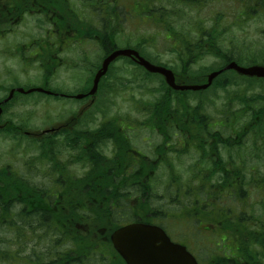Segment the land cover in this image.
<instances>
[{
	"label": "trees",
	"instance_id": "1",
	"mask_svg": "<svg viewBox=\"0 0 264 264\" xmlns=\"http://www.w3.org/2000/svg\"><path fill=\"white\" fill-rule=\"evenodd\" d=\"M162 1H173L170 5L172 8L176 4L189 6L197 16L191 25L183 27L179 22L171 21L172 8H167ZM121 2L100 0L96 7L95 0H89L83 6L85 13L83 9L74 8L70 0H0V31L3 34L13 31V27L22 23L30 11L39 10L45 14L46 20H50V28L58 26L60 34L68 40H90L101 55L95 61L83 57L82 65L87 74L78 92L88 90L100 59L118 47L122 33L120 24L127 17H149L152 24L165 34V44L168 43L166 39L175 40V44H166V47L177 54L180 68L191 66L192 70L193 65L208 57L223 61L224 65L215 70L222 69L232 61L241 66L264 65V26L260 28L261 39L248 42L243 39L239 41L240 45H233L230 39L224 37L237 30L241 32L240 36L246 38L243 33L250 29L249 23L264 25V0ZM205 8L208 13L203 11ZM54 11L59 16L55 20L56 26L52 25L51 12ZM141 38L132 47L151 63L174 72L171 66L147 55L143 49L147 38ZM223 40H228V43ZM247 44H258L260 47L254 48L255 53H251ZM36 45L48 46L51 50L37 56L42 81L46 83L56 76V70L52 68L59 43L41 44L38 40ZM24 52L19 48L15 53L22 60ZM120 60L117 58L112 62L100 79L94 104H97L99 95L113 94L119 87H127L126 81L138 75L126 77L129 74L127 66L133 65L142 71L141 81L159 79L151 98L139 101L137 112L142 118L137 120L115 113L95 126L92 124L93 115L83 114L82 131L75 128L59 139H49L45 135L43 139L31 142H27L29 138L24 135H17L12 128L0 129L1 139L18 141L19 147L25 141L27 146L24 152L34 150L28 157L31 161L27 162L30 163L22 172L10 165L0 166V264H18L21 255L22 264H123L111 246L110 233L122 222L135 219L136 214L143 220L148 219L145 215L148 213L164 219L162 208L168 206L160 201L164 192L172 189L173 185L177 190V199L174 195H165L173 207L170 208L173 211L167 214L179 216L170 218L178 228L194 224L191 216L206 215L207 222L215 224L218 231H224L220 238L213 237L215 246L206 255L205 264H264V156L260 159L259 169L256 162L246 165L247 156L258 159L259 151H263L258 146H264V77L241 75L226 69L208 86V89L219 90L225 96L223 112L226 119L219 120L217 125H223L226 129L224 124H227L229 129H234V134L225 136L213 128L214 119L205 113L200 99L196 101V98L191 97L190 100L185 97V94L198 92L175 91L165 84L160 75L148 73L128 58H122L123 66H115ZM204 82L205 78L201 83ZM227 88L233 91L228 93ZM52 98L62 99L58 96ZM135 128L147 129L161 137L160 145L154 150L159 155L157 162L160 166L169 169L165 187L161 190L148 174L149 168H153L152 163L132 142L131 132ZM180 141L185 146L180 145ZM176 143H179L178 147ZM57 144L67 148L73 145L80 152L81 156H77L76 160L80 159L83 167L81 174L72 172L58 159L62 151L56 148ZM220 144L223 150L216 152ZM247 147L253 152H247ZM179 153L186 156L191 154L196 158L190 175L191 186L190 179L176 183L179 176L174 172ZM234 157L236 159L232 160ZM45 163L51 164L48 166ZM146 168L147 171L141 172ZM32 171L41 172V177L45 179H48L45 176L48 171L52 183L46 185L43 181L32 184L27 179L28 172ZM178 200L184 205V211L175 209ZM18 201L32 204L33 209L30 208L29 212L25 209L18 211L15 205ZM112 204L115 209L113 215L110 210ZM29 239L40 245L39 252H23ZM20 244L24 245L22 253L18 247ZM10 245L18 247L14 249V254L11 253L12 249H8Z\"/></svg>",
	"mask_w": 264,
	"mask_h": 264
},
{
	"label": "rangeland",
	"instance_id": "2",
	"mask_svg": "<svg viewBox=\"0 0 264 264\" xmlns=\"http://www.w3.org/2000/svg\"><path fill=\"white\" fill-rule=\"evenodd\" d=\"M89 0H70L71 3H73L74 8L76 9H83V12L86 13V10L84 9V4L87 3ZM127 2L128 0H120ZM171 2H165L162 1L164 5H166L167 8L171 9L172 6ZM204 7V6H203ZM203 9V8H202ZM66 11L68 9L66 8ZM203 11L205 13L207 12V9L205 8ZM53 15V21L57 20L56 17L57 13L51 12ZM201 13V12H200ZM47 15L50 18V12H47ZM51 16V17H52ZM197 16L195 11H191V7L189 6H181V4H176L174 8L171 10V15L169 18L171 21L179 22L183 27H188L191 25V21ZM45 14L37 11H30L24 19L23 22L15 25L14 30L12 33H5L3 34V40H0V50L2 51V54L0 53V82L4 80L3 82H6V77L8 76L11 83L17 84L20 87L24 89L32 88V87H38L44 85L42 81V71L37 66L38 63L31 61L30 59L33 56V51L35 49L28 48L25 50L24 44L29 42L31 38L33 37H43L45 36L44 32L45 29L42 28H50V20H46ZM60 17H63L60 16ZM251 25V26H250ZM264 25L257 23H249V28L247 31L243 33V36H246V38H243L240 31L233 30L231 34L227 33L224 35L225 38L230 39L231 42L234 44L240 45L241 40H245L246 42L250 40H256L261 39V33L260 28ZM120 30L121 35L119 36L121 42H119L118 49H135L132 46H135L136 40L141 37H146V46H143L144 51L151 56V58H154L158 60L161 63H165L172 68H174V81L176 84L179 85H187V84H202L201 81L204 80L206 82V77L209 73H211L213 70L217 69L218 67H221L223 64V61L215 58V57H208L204 58L202 61L197 62L195 65H193L192 70L191 66L188 68H180L177 65V54L175 52H171L169 49H167L166 44H169V46L172 44H175V40H169L166 39L165 41L168 43L163 42V36L165 34L162 33V31L159 30L158 27H156L154 24H152V20L149 19V17H127L125 21H122L120 24ZM51 38V37H50ZM35 39V38H34ZM142 39V38H141ZM78 41L80 43L78 44ZM225 43H228V40H223ZM19 44V46H18ZM127 45V46H126ZM250 49L248 50L251 53L254 52V48L260 47L258 44H247ZM21 46V47H20ZM23 46V47H22ZM22 48L23 51H25L24 56L20 60V57L18 56L17 49ZM42 49L45 50V47L42 46ZM179 50V46H178ZM30 51V52H29ZM16 52V53H15ZM101 55V51L97 48V46H94V44L91 43L90 40H80V39H74L72 43L69 45L67 50H65L64 53H62V56L66 58L67 64L64 66L58 65L56 70V77L49 84L51 85L52 89H59L61 92L75 94L84 85V80L87 72L83 69L82 60L83 57H86L88 61L96 60V58ZM102 57L100 59H103ZM123 60L117 61L115 63V66L120 67L123 66ZM229 63V62H228ZM227 63V64H228ZM225 64V65H227ZM254 65V64H251ZM260 65V64H258ZM77 66V67H76ZM128 75H126L127 78H131V75L138 74L134 77V79H131L130 81H126L127 87L124 89L118 88L116 93L113 94H103L102 96L99 95L97 104H94L96 97L93 101H89L88 99L83 100H68L65 98L62 99H55L51 96L44 94L42 92H39L37 94L36 92H32L30 94L22 95L21 99L19 100L20 106L17 107L15 111H17L20 115L19 117L24 118L27 115L30 117L29 126L32 131H40L42 129H45L53 124H59L66 119L70 118L69 116L74 113L78 114L77 118L81 119V116L83 114H92L94 117V122H92L93 125H96L99 121L102 119H109L111 116H113L115 113L122 115V116H130L131 118H137L140 119V113L137 112V106L139 105L140 100H146L148 101L151 98V95L155 93L154 89L159 84V79L154 78L153 80H148L147 82L141 81L143 77V73L141 70L135 68L133 65H128ZM115 70V69H114ZM7 73V75H6ZM176 75H175V74ZM131 74V75H130ZM191 74L193 75V78L191 79ZM162 77V76H161ZM256 77V76H255ZM80 78V79H79ZM163 78V77H162ZM199 81V82H191ZM204 82V83H205ZM166 84V83H165ZM211 84V83H210ZM167 85V84H166ZM91 86V84H90ZM168 86V85H167ZM169 87V86H168ZM170 88V87H169ZM173 89V88H171ZM228 93L233 91L232 88H227ZM175 90V89H173ZM197 89V90H175V91H194L198 92L195 94H185V97L189 98L191 100V97L196 98L197 100H201L204 106V109H206L205 113H207L212 120L213 128L218 129L220 131V134H223L225 136H231L234 134V129H229L227 124H224L225 127L222 125H217L219 123V120H224L225 114H224V102H225V96L223 93H220L219 90L212 91L211 89L204 88ZM142 93V94H141ZM140 101V102H139ZM24 105V106H22ZM96 109V110H95ZM46 118L48 120H46ZM65 121V120H64ZM215 121V122H214ZM87 122V121H86ZM226 123V122H225ZM92 125L91 123H89ZM89 126V125H88ZM84 127V126H83ZM90 128V127H89ZM129 132H131L129 130ZM131 137L133 136V143L137 150L144 154H148L149 156L152 155V148L154 146L157 147V143L161 142V137L156 134L155 132H150L147 129L144 128H135L133 132H131ZM236 140V139H235ZM160 145V144H159ZM162 145V144H161ZM180 145L185 146L184 142L180 141ZM27 146L25 141L21 143V146L19 147L18 141H10L9 139H1L0 137V166L1 165H10V167L16 169V170H23V164L26 161V159L32 154L28 152H24V148ZM189 148V146L187 147ZM259 150V158H253L251 156L246 157V165L257 163L258 169L261 164V160L264 156V146H258ZM247 152H253L252 149L246 148ZM258 151V150H257ZM261 152V153H260ZM64 157V154L63 156ZM170 158L173 160V156L170 155ZM196 158L191 154L185 155V153H179V156H176L177 160V168L174 172V174H178L179 179L176 183L180 184L183 181H186L187 179H190V186H191V170L192 167H194V160ZM234 157L232 160H235ZM261 159V160H260ZM175 162V160H173ZM193 164V165H192ZM148 168L141 170V172L147 171ZM263 170V167L261 168ZM82 169L77 168L76 173L81 174ZM169 169H164V167H158L157 172L152 175L150 173V177L154 180L155 177H157V180L155 181L161 190L165 187L166 183V174H168ZM36 180L43 182V178H36ZM174 184V182H173ZM191 188V187H190ZM165 195H174V198L177 199V190L175 185H173L172 189L164 192ZM164 195L163 198H161L160 203L165 204L168 206V208H162L164 210V220H166L168 217L170 218H177L178 215L169 216L167 213L170 211H173L172 202ZM183 204L178 200L175 202V209L178 211H184L183 210ZM179 207V208H178ZM168 220V219H167ZM212 225V223H210ZM215 226V224H214ZM174 236L178 237L177 239L188 242L189 247L192 248V251L195 253V256H197L200 264H205L207 261L206 255L209 254L211 251V242L214 241L211 237L207 240V237L204 238L203 236L201 238H198L199 241L202 243L200 245H192L191 247V226H184L182 225L179 227L178 233H176ZM28 238H30V235H27ZM205 241H204V240ZM189 240V241H188ZM27 246L25 247L24 253H27L29 250H36L38 251V248L40 245H36V242L32 241L31 239L27 240L25 243ZM20 249V252L22 253L21 249L24 247L21 244L18 246ZM17 246L10 245L8 249H12L11 253H15L14 249L18 248ZM23 255H21V258L18 257V260L20 264L22 261ZM18 263V264H19ZM5 264H13L12 262Z\"/></svg>",
	"mask_w": 264,
	"mask_h": 264
},
{
	"label": "flooded vegetation",
	"instance_id": "3",
	"mask_svg": "<svg viewBox=\"0 0 264 264\" xmlns=\"http://www.w3.org/2000/svg\"><path fill=\"white\" fill-rule=\"evenodd\" d=\"M99 1L100 0H95L96 7H98ZM52 25L56 26L57 25V21H54L52 23ZM42 29H45V32H44L45 36L38 37V38L34 37L35 38L34 40H32V38H31V42H27L26 44L23 45V46L27 47V48H25V50H27L28 48L35 49L33 51V57L35 59V58H37V56L39 54H42V53L45 54L46 52H50L51 51L50 47H48V46L47 47L44 46L45 50L42 49L41 46H37L36 43H37L38 40H40L41 44H49L51 42V44H56L57 45V43H59V45H58V54H55L54 57H53L54 65H53L52 69L55 70L56 66H58V65H60V66L63 65L64 66L68 62H67L66 58L62 56V53L65 52L68 43H70L72 40H68V38L66 36H63L62 33L60 34L58 26L55 29L54 28L53 29H51V28H42ZM3 37H4L3 32L0 31V40H3ZM40 38H42V39H40ZM79 43H80V41H78V44ZM2 51L3 50H0L1 54H2ZM47 63H49V61H47ZM38 67L40 68L39 65H38ZM6 75H7V73H6ZM54 78H50L48 81H45L46 83H44V84L46 86L50 87L51 85L49 83L50 82L52 83ZM6 79H7L6 82H3L4 80H2L0 82V84H3L2 86H4V87L1 86V88H0V129H3L5 127L6 128H12V130L15 133H17V135L18 134H22L26 138H29L27 142H31V140L43 139L45 137V135H47L49 139L50 138L59 139V138H62L63 136H65L66 132H73L75 128L77 130H79V131L83 130V128H82L83 127V119L77 118L78 116H80L78 114H75V115L72 114V115L69 116L70 118H68L67 121H66V119H64L65 121L61 120L63 122H61L59 124L51 125L54 122L52 120L51 124H49L50 125L49 127L45 128V129H42L40 131H32L30 129V126H29L30 117L27 115L24 118H22V117L20 118L19 117L20 114L17 111H15L17 109V107L21 105L19 103V100L22 98L21 96L25 95L26 93L17 92L16 89L19 87V85L11 83L10 81H8V79H9L8 76L6 77ZM50 90H52V89H50ZM53 91L54 90H52V92ZM54 93H56L57 95L54 94ZM54 93L50 94L51 97H57L58 96V97L65 98V99H68V100H73L74 99V95H75V94L65 93V92H61V91H54ZM84 98L88 99V100L90 99V98H86V97H84ZM22 106H24V105H22ZM46 120H48V119L46 118ZM95 126H97V125H95ZM1 136L2 135H0V137ZM9 140L12 141L11 139H9ZM156 145L158 147L159 143H157ZM175 146L178 147L179 143H176ZM74 147L75 146L71 145V148H67L63 144H57L56 148H58L59 150L62 151L61 158L58 156V159H61L62 163L64 165L66 164V168L68 167L72 172H74V171L76 172L77 168L82 169V171H83V167L79 163L80 159L76 160L77 156H81L80 152L77 149H74ZM154 148H156V146H154L152 148V155L151 156H149L148 154H144L145 157L147 159H149L150 162L153 165V168H149V172H148L149 175H150V173H152V175L154 173H156L158 167L160 166L159 162H157L158 159H159V155L155 154L156 151L154 150ZM220 149L223 150L222 144H220V146L217 148L216 152L217 151L220 152ZM32 152H34V150H30L28 153H32ZM63 154H64V157H62ZM78 158H80V157H78ZM28 160H30V159L27 158L26 161L24 162V164H23L24 168H23V170H21V172L24 171L25 167L27 168V165L30 163V162H27ZM37 163H39V162H37ZM45 164L50 166L51 163H45ZM62 168H64V167L62 166ZM19 172H20V170H19ZM31 173H33V174H31ZM41 176H42L41 172L35 173V172L32 171V172H28L27 179H29L32 182V184H35L37 182L38 183H43V182H40V181L36 180L37 177L38 178L39 177L42 178ZM45 176H47L48 179L43 178V181L46 183V185H50L52 183V179H51V175L48 173V171L45 172ZM156 180H157V177L154 178L153 182H155ZM15 205H16V209L18 211H20V209H21V211L23 209H25V211L27 210V212H29L30 208L33 209V206L30 203L22 204V203H20L18 201V203H16ZM82 210H84V209H82ZM110 210L112 211L111 213L113 215V212L115 211L114 204H112ZM136 215H137V217L135 219H132L130 221L127 220L125 222H122L118 227H120L122 225H125V224H128V223H134V222H141V223H146V224H152V225L159 226L160 228H162L166 232V234L170 237V239L172 241L185 245L187 247V249H189V251H191V253L195 256V253L192 251V248L190 250V248L188 247L189 244H188L187 241L183 242V241L177 239L178 237L174 236L176 233H178L179 228L170 219V217L167 218L168 220L167 219L164 220L160 216H153L150 213H148V214H145L148 217V219L143 220V219L140 218V216L138 214H136ZM207 218H208V216H206V215H196V217L191 216V220L194 219L192 221V223H194V224H191V239H189L191 241V247H192L193 244L194 245H197V244L200 245L202 242L199 241L198 238H201L202 236L204 238L207 237V240H208L210 237L213 239V237L219 236V238H220V236L224 233V231H218L217 227L214 226V224L210 225V223L206 221ZM173 219H175V218L173 217ZM110 243H111V241H110ZM111 246H112V244H111ZM214 246H215L214 245V241H212L211 242V247H214ZM112 248H113L114 252L116 253V255L120 258L121 262L123 264H127L124 261V259L118 254V252L114 249V247H112Z\"/></svg>",
	"mask_w": 264,
	"mask_h": 264
},
{
	"label": "water",
	"instance_id": "4",
	"mask_svg": "<svg viewBox=\"0 0 264 264\" xmlns=\"http://www.w3.org/2000/svg\"><path fill=\"white\" fill-rule=\"evenodd\" d=\"M119 55L129 56L148 72L160 74L165 83L175 90L204 89L211 83L213 78L226 69H233L244 75L264 77V65L241 66L232 61L222 69L209 73L205 83L179 85L175 83L174 75L170 69L149 62L133 49L124 48L113 50L102 60L100 68L94 74L92 86L87 94L93 95L95 93L100 77L105 74L109 63ZM17 91L28 93L43 91V89L40 87L28 90L17 88ZM46 92L50 93V91ZM84 95L77 94L75 97L81 98ZM110 238L114 248L127 264H197L194 256L184 246L172 242L162 229L154 225L130 223L114 230Z\"/></svg>",
	"mask_w": 264,
	"mask_h": 264
}]
</instances>
